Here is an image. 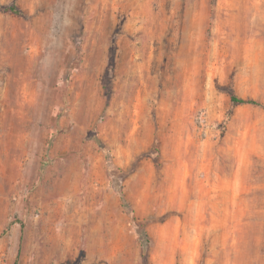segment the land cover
Wrapping results in <instances>:
<instances>
[{"label":"rangeland","instance_id":"1","mask_svg":"<svg viewBox=\"0 0 264 264\" xmlns=\"http://www.w3.org/2000/svg\"><path fill=\"white\" fill-rule=\"evenodd\" d=\"M232 95L264 105V0H0V264H264Z\"/></svg>","mask_w":264,"mask_h":264},{"label":"trees","instance_id":"2","mask_svg":"<svg viewBox=\"0 0 264 264\" xmlns=\"http://www.w3.org/2000/svg\"><path fill=\"white\" fill-rule=\"evenodd\" d=\"M8 10H10V9H8ZM231 100L235 104H250V105H256V106H264L263 104H261L258 100L254 99V98H242V97H239L237 95H232ZM90 138H92L105 151L107 156H110V151H109L108 146L106 145V143L101 138H99V136L96 133H91ZM154 150H155V152L153 154L154 160H155V163L157 164V167L159 168L161 166V152H160V148L158 146V140H155ZM121 197L124 199L123 193H121ZM146 243L148 244L149 241L146 240ZM20 252L21 251L19 249V253H18V256H17L14 264H19ZM142 254H143V257H145L146 264H150L149 247L148 246H144Z\"/></svg>","mask_w":264,"mask_h":264},{"label":"bare ground","instance_id":"3","mask_svg":"<svg viewBox=\"0 0 264 264\" xmlns=\"http://www.w3.org/2000/svg\"><path fill=\"white\" fill-rule=\"evenodd\" d=\"M21 60H22V62H23L24 58H21ZM21 97H22V98H26V95H25L24 93H22V94H21ZM9 121L11 122V124L15 122V120H14L13 118L10 119ZM15 123H16V122H15ZM16 137H18V135H16V134H15V135H12V134H11V135H9L8 141L11 142V141L13 140V138L16 139Z\"/></svg>","mask_w":264,"mask_h":264}]
</instances>
